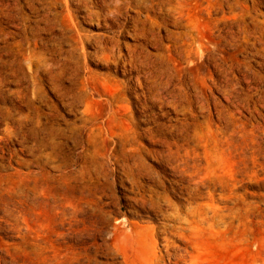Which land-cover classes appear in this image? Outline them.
I'll return each instance as SVG.
<instances>
[{
  "label": "rangeland",
  "instance_id": "obj_1",
  "mask_svg": "<svg viewBox=\"0 0 264 264\" xmlns=\"http://www.w3.org/2000/svg\"><path fill=\"white\" fill-rule=\"evenodd\" d=\"M0 264H264V0H0Z\"/></svg>",
  "mask_w": 264,
  "mask_h": 264
}]
</instances>
